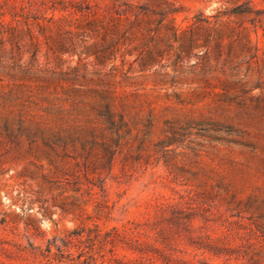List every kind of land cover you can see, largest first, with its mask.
Returning <instances> with one entry per match:
<instances>
[{
	"label": "rangeland",
	"instance_id": "rangeland-1",
	"mask_svg": "<svg viewBox=\"0 0 264 264\" xmlns=\"http://www.w3.org/2000/svg\"><path fill=\"white\" fill-rule=\"evenodd\" d=\"M252 1L262 11L256 22L237 20L241 28L208 46L199 38L186 52L151 36L129 47L124 66L117 60L116 91L133 126L102 176L104 192L89 196L81 186L79 217L60 210L70 209L71 192L36 194L37 181L25 176L33 159L0 138V264H81L90 255L99 264H116L112 256L121 264H264V0ZM178 4L188 10L177 16L182 27L198 11L232 8ZM72 231L81 234L68 237ZM116 233L139 241L129 244L144 258L125 238L113 242Z\"/></svg>",
	"mask_w": 264,
	"mask_h": 264
},
{
	"label": "trees",
	"instance_id": "trees-1",
	"mask_svg": "<svg viewBox=\"0 0 264 264\" xmlns=\"http://www.w3.org/2000/svg\"><path fill=\"white\" fill-rule=\"evenodd\" d=\"M215 1L232 8L220 7L212 16L198 11L185 17L182 27L177 16L188 10L179 0H0V138L22 158L33 159L25 176L37 181L36 194L71 192L70 209L60 210L76 218L84 210L78 203L81 186L89 196L95 189L104 192L102 176L112 173L133 126L115 83L116 62L127 63L130 46L163 35L173 39L168 44L190 52L199 47V38L208 46L211 37L221 39L241 28L234 26L237 20L254 23L262 15L252 0ZM147 56L152 60L150 52ZM67 62L75 65L64 70ZM41 208L42 218L50 219L48 208ZM80 234L72 231L68 237ZM121 238L140 259L147 254L129 244L139 246V241L119 233L112 241ZM195 248L215 252L210 244ZM46 252L50 259V242ZM111 260L121 264L114 256ZM81 264L99 263L90 255Z\"/></svg>",
	"mask_w": 264,
	"mask_h": 264
}]
</instances>
